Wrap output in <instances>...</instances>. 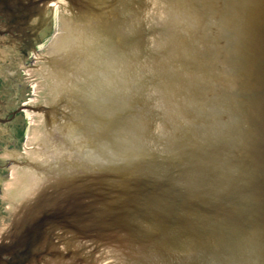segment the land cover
Wrapping results in <instances>:
<instances>
[{"label": "water", "instance_id": "water-1", "mask_svg": "<svg viewBox=\"0 0 264 264\" xmlns=\"http://www.w3.org/2000/svg\"><path fill=\"white\" fill-rule=\"evenodd\" d=\"M60 1L0 264H264V0Z\"/></svg>", "mask_w": 264, "mask_h": 264}, {"label": "flooded vegetation", "instance_id": "flooded-vegetation-1", "mask_svg": "<svg viewBox=\"0 0 264 264\" xmlns=\"http://www.w3.org/2000/svg\"><path fill=\"white\" fill-rule=\"evenodd\" d=\"M56 10L53 0H0V238L9 215L6 184L25 160L31 75L56 31Z\"/></svg>", "mask_w": 264, "mask_h": 264}, {"label": "rangeland", "instance_id": "rangeland-1", "mask_svg": "<svg viewBox=\"0 0 264 264\" xmlns=\"http://www.w3.org/2000/svg\"><path fill=\"white\" fill-rule=\"evenodd\" d=\"M36 76V75H35Z\"/></svg>", "mask_w": 264, "mask_h": 264}]
</instances>
